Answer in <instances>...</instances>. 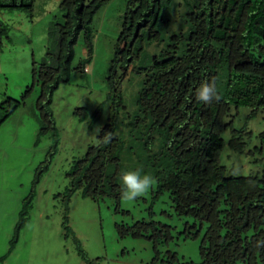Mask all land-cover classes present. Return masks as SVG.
Wrapping results in <instances>:
<instances>
[{
    "label": "trees",
    "instance_id": "trees-1",
    "mask_svg": "<svg viewBox=\"0 0 264 264\" xmlns=\"http://www.w3.org/2000/svg\"><path fill=\"white\" fill-rule=\"evenodd\" d=\"M35 1L0 0V11L31 15ZM110 1L63 0L61 20L48 26L45 57L32 71V86L20 102L0 105L1 125L35 86L41 88L37 136L50 133L53 145L34 185L48 171L58 147L49 108L52 95L70 80L80 36L87 58L75 70L84 75L93 54L91 24ZM2 40L10 41L9 28L0 21V54ZM203 83L217 90L218 98L209 104L196 99ZM106 84L112 114L97 144L71 165L63 198L67 214L78 191L95 202L111 198L118 203L121 174L140 169L154 177V201L167 194L177 216L193 219V233L185 238H197L199 227L206 225L199 264H264V171L261 176L224 177L220 163L225 148L245 154L253 136L249 122L259 115L264 121V0H128ZM241 111L248 112L247 121L236 130ZM101 113L102 106L92 114L91 125ZM74 116L80 122L88 119L84 110ZM256 139L259 144L250 153L264 151V131ZM33 198L31 194L23 203L10 250L27 223ZM62 227L72 234L67 217ZM116 230L120 239L152 242L156 261L161 257L158 248L173 240L169 227L153 221L118 225ZM73 242L86 261L75 236ZM166 263L194 264L180 262L171 252Z\"/></svg>",
    "mask_w": 264,
    "mask_h": 264
},
{
    "label": "rangeland",
    "instance_id": "rangeland-1",
    "mask_svg": "<svg viewBox=\"0 0 264 264\" xmlns=\"http://www.w3.org/2000/svg\"><path fill=\"white\" fill-rule=\"evenodd\" d=\"M62 1L36 0L31 15L0 11V21L8 26L10 38L2 40L0 105L6 100L20 102L32 86V71L45 57L48 26L61 20ZM127 3L111 0L95 15L91 24L93 54L84 75L75 70L87 58L82 36L78 39L70 80L54 92L49 106L58 132L57 152L37 185L33 183L36 171L53 145L50 133L40 139L37 136L43 113L37 107L40 86H35L25 103L0 125V264H167V252L174 253L180 262L200 263L199 247L206 225L199 227L197 238H185L193 233V219L177 216L167 194L154 201L155 183L142 197L134 201L121 198L118 203L111 198L95 202L78 191L67 206L68 214L63 201L71 165L97 144L112 114L106 78ZM100 106L102 113L91 125V116ZM77 110L86 111L88 119L80 122L74 116ZM247 116V111H241L235 119L236 130L245 126ZM248 129L253 136L245 154L224 149L220 158L224 177L262 175L264 151L250 153L259 144L256 137L264 131L262 116L250 121ZM31 194L34 198L27 223L10 250L19 213ZM66 217L72 234L62 227ZM148 221L169 227L173 237L167 247L158 248V261L152 242L120 239L116 230L118 225L132 227ZM73 236L80 242L86 261L79 255Z\"/></svg>",
    "mask_w": 264,
    "mask_h": 264
},
{
    "label": "clouds",
    "instance_id": "clouds-1",
    "mask_svg": "<svg viewBox=\"0 0 264 264\" xmlns=\"http://www.w3.org/2000/svg\"><path fill=\"white\" fill-rule=\"evenodd\" d=\"M218 98L217 90L212 83H203L196 91L197 101L209 104ZM121 197L125 201H134L144 194L154 184V177L142 170H126L120 176Z\"/></svg>",
    "mask_w": 264,
    "mask_h": 264
}]
</instances>
